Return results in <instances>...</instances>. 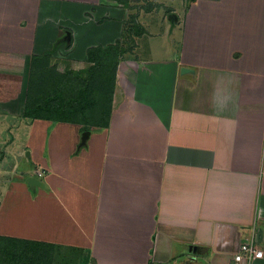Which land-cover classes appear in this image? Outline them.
Here are the masks:
<instances>
[{"label": "crops", "instance_id": "0c3cea01", "mask_svg": "<svg viewBox=\"0 0 264 264\" xmlns=\"http://www.w3.org/2000/svg\"><path fill=\"white\" fill-rule=\"evenodd\" d=\"M57 1L0 9V122L14 126L0 152L16 173L4 171L0 238L69 246L68 264H236L243 243L264 252V0H165L177 17L163 25L166 54L124 55L98 126L23 116L40 26L52 30L45 45L67 28L87 50L100 17L102 30L124 20L119 3L93 22L94 0ZM88 66L64 63L74 77Z\"/></svg>", "mask_w": 264, "mask_h": 264}, {"label": "trees", "instance_id": "16d2710c", "mask_svg": "<svg viewBox=\"0 0 264 264\" xmlns=\"http://www.w3.org/2000/svg\"><path fill=\"white\" fill-rule=\"evenodd\" d=\"M117 1L125 3L124 0ZM130 18V22H135V15ZM136 29L133 30L135 35L144 33L143 28ZM51 52L52 50L38 56H31L29 59L23 116L52 122H85L89 126H98L101 121H105L106 125V115L110 110L115 87L117 66L124 52L118 45L88 48L86 60L89 66L83 70V75L77 73L76 77L73 76L72 71L59 70L57 64L52 61ZM104 103H107L108 108L101 105ZM11 244L14 252L8 254L9 264H39L40 261H37V258L40 254L37 255L38 250L29 247V243L11 239ZM33 258H36L34 263H26Z\"/></svg>", "mask_w": 264, "mask_h": 264}, {"label": "rangeland", "instance_id": "374dc122", "mask_svg": "<svg viewBox=\"0 0 264 264\" xmlns=\"http://www.w3.org/2000/svg\"><path fill=\"white\" fill-rule=\"evenodd\" d=\"M21 1L22 0H0V9H5V12H9V14L11 13L10 14L11 16L18 15L19 12L21 13L23 12L20 10V9H23V8H20ZM61 1L63 3H66V2L72 3L73 0H61ZM176 1L177 2L175 4V8L181 9L179 5L180 0H176ZM57 2L60 3L59 1ZM111 2H115L117 4L119 3L117 8L123 9V11H125L124 20H120V19L116 20V18L114 17V21L115 22L119 21L121 24V27L118 26V29H116L115 25H106L107 27L104 30H102L100 28L102 27V25H105V24H101V22H104L103 20L106 18V16L100 17V19L96 22V23H99V25L96 27L98 29L96 30V28L94 27L93 28L94 31L91 33L92 36L88 37V38L92 37L93 39L96 37V39L93 40V45L101 46L100 42L104 44L103 46L118 45L120 50L124 52V55H133L136 53L139 54L141 53V50L143 48L145 50L153 48L155 55H158V56H164L166 54L165 38H164L165 29L163 25L164 23H167L166 22L167 19L169 22L177 21V17H175L174 15H172V13H170L172 12L171 9L173 8H170L169 6H165V0H124L125 3L118 2L117 0H114V1L113 0H94V3L91 4V7H90V9H93V14L87 15V17L91 18L92 19L91 21L94 22V19H95L94 15H99V13L100 12L102 13L104 9H109L112 7H113L112 9H115L114 6H117V5L113 6ZM61 10H66V9H61ZM94 12L96 13L94 14ZM33 14H34V11H32V17H33ZM132 15H135L136 17L135 22H130L131 20L130 17ZM139 16H141L140 18L143 19L141 21L142 24L147 26V28L150 27L151 30L144 31L143 34L135 35L133 33L134 29H136L137 27L143 28V26L140 25V23H138L137 21V17ZM170 16H171V19H169ZM43 27H44V24L40 26V40L36 42L35 48L34 47L33 48L36 52V49L40 47V54L52 50L51 52L52 61L54 64H57V67L59 68V70L61 71L64 70V63L67 62L68 58H71V55L73 56L76 55L78 57L82 56V58L84 59L86 58V48L89 47L90 45L85 44V40L83 38L81 39L82 36L78 38L76 36V38H73V39H72V36L70 37V35L69 37H67L68 36L67 33H69L70 31L67 28L66 29L64 28V31L61 30V33H62L61 37L64 38L65 40L64 43H59L55 46L53 45V43H51L50 45L47 46L45 45V43L47 42L46 38L51 36L50 34L52 30L51 31L50 29L43 30L42 29ZM129 27L133 29H128ZM79 32H83V31L76 30V33H79ZM105 32L107 33L108 36H104ZM0 34H2V32ZM8 34H10V32L5 33V35H8ZM14 34H17V33H14ZM41 34L43 35L42 39H41ZM144 39L151 44L150 45L151 47L148 44L147 45L142 44L144 43ZM139 41H142V43ZM124 55L120 56L121 60L124 58ZM13 128H14L13 125H7V124L4 125L0 122V133L4 131L9 132V130H12ZM19 152L23 157H25L26 153H28L29 151L26 150L25 152H23V149H20ZM6 157L7 156L4 155V152L1 151L0 152V162L3 159H6L7 163L4 165H1L0 163V196L3 194V191L6 190V187L8 184L7 183L8 176L4 174V171L9 172L8 175L11 176L10 180H13L15 176L13 167L10 169L11 167L10 162H13V158L10 157V159H8L9 157L7 158ZM39 172H41L42 175H45L44 169L40 168ZM20 175L23 177L25 176L24 174H21V173ZM2 205L3 203L1 202V199H0V209ZM16 239L18 240V238ZM20 241L29 242V241H24L21 239ZM27 244H24V246H27ZM29 247L33 248V250H38L37 255L40 254V257L37 258L38 259L37 261H40L39 264H57L58 257H59V260L61 261V264H65V262L66 264H68L69 261H68V257L66 258V255H68L69 257H75V255H72L70 253L72 249H70L69 246L63 247L61 245L58 246V245H54L51 243H48V244L40 243L39 245L29 244ZM13 252L14 250L11 244V240H9L8 238H0V264H9L8 261L10 260V257H8L9 256L8 254L9 253L12 254ZM29 256L31 257V255ZM35 260L36 258L30 259L29 261H26V263H34ZM83 260L84 259L82 257V262Z\"/></svg>", "mask_w": 264, "mask_h": 264}, {"label": "built area", "instance_id": "2783aa9c", "mask_svg": "<svg viewBox=\"0 0 264 264\" xmlns=\"http://www.w3.org/2000/svg\"><path fill=\"white\" fill-rule=\"evenodd\" d=\"M41 176V172L37 173ZM263 251L259 250L255 243H243L240 246L238 254L235 256L234 261L239 264L242 260L253 261L255 259H260L263 257Z\"/></svg>", "mask_w": 264, "mask_h": 264}, {"label": "water", "instance_id": "95a60500", "mask_svg": "<svg viewBox=\"0 0 264 264\" xmlns=\"http://www.w3.org/2000/svg\"><path fill=\"white\" fill-rule=\"evenodd\" d=\"M169 19H171V16H170ZM184 71H186V69L182 70V72H184ZM88 136H89V132L88 131H86V132H84L82 134L81 142L79 144V147L84 146L86 144V140H87ZM27 155H28V153H27ZM25 182L28 185V187L31 188V189H33V188H44L45 187V184L41 180H39V179H37L35 177H27Z\"/></svg>", "mask_w": 264, "mask_h": 264}]
</instances>
